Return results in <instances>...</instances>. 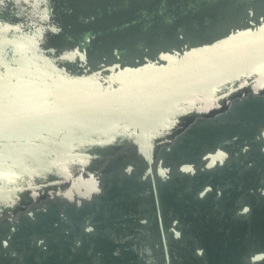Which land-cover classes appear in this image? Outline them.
<instances>
[{
    "label": "water",
    "instance_id": "1",
    "mask_svg": "<svg viewBox=\"0 0 264 264\" xmlns=\"http://www.w3.org/2000/svg\"><path fill=\"white\" fill-rule=\"evenodd\" d=\"M0 264H264V0H0Z\"/></svg>",
    "mask_w": 264,
    "mask_h": 264
}]
</instances>
